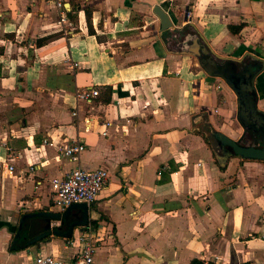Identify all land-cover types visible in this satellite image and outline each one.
Masks as SVG:
<instances>
[{
  "label": "crops",
  "instance_id": "0c3cea01",
  "mask_svg": "<svg viewBox=\"0 0 264 264\" xmlns=\"http://www.w3.org/2000/svg\"><path fill=\"white\" fill-rule=\"evenodd\" d=\"M65 14L0 0V164L14 166L0 167V264L80 251L84 228L26 247L43 218L25 221L12 249L21 216L56 210L51 183L76 168L109 174L88 205L96 264H264V161L223 164L203 130L240 138L236 95L206 74L209 57L182 52L198 35L219 63L264 66V0H68ZM256 90L264 113V70ZM73 142L86 149L77 162L55 147Z\"/></svg>",
  "mask_w": 264,
  "mask_h": 264
},
{
  "label": "water",
  "instance_id": "95a60500",
  "mask_svg": "<svg viewBox=\"0 0 264 264\" xmlns=\"http://www.w3.org/2000/svg\"><path fill=\"white\" fill-rule=\"evenodd\" d=\"M154 13L160 19L162 32L173 27L170 17L161 7H156ZM185 39L186 45L182 52L189 50L187 54L194 57H209L203 61V68L206 74L213 78L222 79L237 98V120L243 130L239 140L215 131L210 125H207L210 135L215 142L213 144L209 140L207 131L203 130L215 153L220 155L224 165H226L229 159L234 157H239L243 160L264 161V113L258 110V94L256 90V80L264 70L262 62L255 59L245 62L243 60H235L233 62L219 63L212 56L210 48L201 42L200 36L189 35ZM203 116L205 117V115ZM244 139H247V142H243ZM60 213L56 209L51 212L22 215L12 245L15 246L17 240L21 238V231L27 220L35 218L44 219L45 225L42 228V233L26 245V247L35 245L37 248L41 247V241L47 237L64 236L65 238H70L76 229L82 228L83 230L89 224V207L87 204H75L64 214ZM69 217L76 221L69 226L66 234L63 235L60 229L56 232L52 230L54 220H60L64 224ZM32 228L33 226L31 225L29 229L31 230Z\"/></svg>",
  "mask_w": 264,
  "mask_h": 264
},
{
  "label": "built area",
  "instance_id": "2783aa9c",
  "mask_svg": "<svg viewBox=\"0 0 264 264\" xmlns=\"http://www.w3.org/2000/svg\"><path fill=\"white\" fill-rule=\"evenodd\" d=\"M47 1L52 3L60 12V23L65 22V5L68 0ZM99 94L98 90H94L91 93L84 92L80 95V98L87 100L90 96L97 97ZM50 145L53 146V143ZM55 147L59 153L65 155L74 162H77L81 154L86 150L85 146L78 142L63 146L56 145ZM1 166L5 167L9 173L14 172V166L12 165L1 163L0 167ZM108 180L109 174L105 169L87 170L82 168L74 169L64 178L53 180L51 186L55 193L54 203L56 208L62 213L75 204L93 205L97 201ZM82 233L79 239L81 243L80 251L77 252L71 260H63L53 255L42 254L36 258L34 264H96L95 255L102 242L97 237L95 229L91 224H88Z\"/></svg>",
  "mask_w": 264,
  "mask_h": 264
},
{
  "label": "rangeland",
  "instance_id": "374dc122",
  "mask_svg": "<svg viewBox=\"0 0 264 264\" xmlns=\"http://www.w3.org/2000/svg\"><path fill=\"white\" fill-rule=\"evenodd\" d=\"M184 32L183 33H181L180 34V36L178 37V39H176V41H178V42H176V44L177 43H179V42H181L183 39H184ZM174 44V48H176V49H178L179 51H180V49L178 48V47H176L175 45V43H173ZM217 79H220V78H217ZM221 80V82L223 83V85H225V87L226 88H228V89H230L225 83H224V81L222 80V79H220ZM219 87V86H218ZM222 88L220 87V88H218V91H220ZM232 91V90H231ZM220 101L224 104L226 101H225V99H224V97L223 96H221V94H220ZM235 109H233V111H234ZM204 120L205 121H208V116L207 115H205V117H204ZM220 123H223V120H222V118H221V120L219 121ZM241 128V127H240ZM205 130L207 131V133H208V136H209V140H211L212 141V143L214 144L215 142H214V140H213V138H212V136L210 135V130L208 129V127H205ZM242 132H243V130H242V128H241V134H242ZM234 137H238V136H235L234 134H232ZM241 137V136H240ZM240 139V138H239ZM239 139H236V140H239ZM243 142H247V139H244L243 140Z\"/></svg>",
  "mask_w": 264,
  "mask_h": 264
},
{
  "label": "trees",
  "instance_id": "16d2710c",
  "mask_svg": "<svg viewBox=\"0 0 264 264\" xmlns=\"http://www.w3.org/2000/svg\"><path fill=\"white\" fill-rule=\"evenodd\" d=\"M109 90H110V95H111L112 89H109ZM19 248L20 249H17V246H14L12 249L14 251H17V250H21L22 247H19ZM192 264H204V263H201L200 261L195 260V261L192 262Z\"/></svg>",
  "mask_w": 264,
  "mask_h": 264
}]
</instances>
